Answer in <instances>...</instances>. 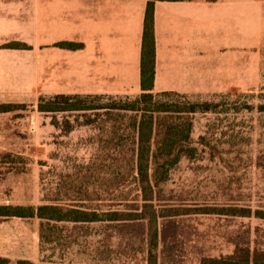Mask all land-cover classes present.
Wrapping results in <instances>:
<instances>
[{"label": "rangeland", "instance_id": "rangeland-1", "mask_svg": "<svg viewBox=\"0 0 264 264\" xmlns=\"http://www.w3.org/2000/svg\"><path fill=\"white\" fill-rule=\"evenodd\" d=\"M217 4L235 14V39L213 51V68H229L234 83L157 98L215 107L189 116L192 157L168 170L152 201L142 199L133 163L137 114L38 111L41 99L87 96L78 92L37 95L0 113V206L120 216L98 222L0 216V264H200L236 252L264 256V0ZM138 95L85 99L119 105ZM157 122L177 116L161 114Z\"/></svg>", "mask_w": 264, "mask_h": 264}, {"label": "crops", "instance_id": "crops-1", "mask_svg": "<svg viewBox=\"0 0 264 264\" xmlns=\"http://www.w3.org/2000/svg\"><path fill=\"white\" fill-rule=\"evenodd\" d=\"M146 5V0H0V103L53 93L140 94ZM153 32V93L195 94L234 83L229 68H213V51L235 39V14L221 11L217 0L156 1Z\"/></svg>", "mask_w": 264, "mask_h": 264}, {"label": "trees", "instance_id": "trees-1", "mask_svg": "<svg viewBox=\"0 0 264 264\" xmlns=\"http://www.w3.org/2000/svg\"><path fill=\"white\" fill-rule=\"evenodd\" d=\"M177 2L186 0H146L147 5L144 14L143 32L140 57V88L141 93L133 101L112 105H88L86 99L91 95H65L58 94L48 100H40L38 111L41 113H71L81 111H123L138 115L134 121L135 132L133 163L138 183L139 193L144 201H152L154 188L159 182L164 181L168 170L175 166L182 157L191 158L193 149L188 148L192 122L189 116L197 113H210L215 107L211 103H165L158 101V97L183 95L173 92L153 93L154 65H155V41L153 32L154 2ZM12 47L18 46L12 44ZM67 48H78L75 44H61ZM11 104L0 105V113L11 111ZM177 116V122L159 123V115ZM150 171L152 174H150ZM0 216L33 218L54 222H98L104 220L120 219L117 214L98 216L96 213L85 211L63 210L55 206L12 207L0 206ZM129 217V215H126ZM122 220V219H121ZM22 264V263H18ZM200 264H264V256L252 254L246 251L245 255H235L228 258H204Z\"/></svg>", "mask_w": 264, "mask_h": 264}]
</instances>
